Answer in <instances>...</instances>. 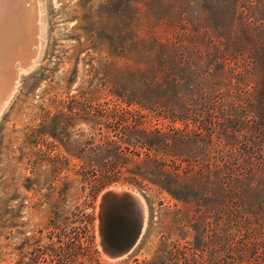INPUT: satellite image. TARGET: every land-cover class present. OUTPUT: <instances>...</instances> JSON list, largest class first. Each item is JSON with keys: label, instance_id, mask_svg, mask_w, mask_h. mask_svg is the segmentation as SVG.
<instances>
[{"label": "rangeland", "instance_id": "1", "mask_svg": "<svg viewBox=\"0 0 264 264\" xmlns=\"http://www.w3.org/2000/svg\"><path fill=\"white\" fill-rule=\"evenodd\" d=\"M20 2L11 3L15 15L10 9L3 21L15 24L0 29L4 34L11 27L12 36L0 38L1 101L17 78L0 112V264H219L220 240L204 194L190 196L185 208L166 194L124 182V169L116 171L117 180L99 185L97 170L102 160L117 157L107 142L122 126L136 121L146 132L163 133L186 127L166 108L122 103L128 85L140 91L135 79L141 67L152 75V65L189 59L205 71V88L230 85L245 98L253 78L239 79L250 56L237 18L264 19V0H31L29 11ZM33 13L37 35L31 41ZM223 34L230 35L226 55ZM249 36L263 40L264 28ZM18 54L25 59L15 61L13 78ZM153 92L168 95L142 90L146 99ZM197 127L204 124L189 125ZM206 146L189 149L207 157ZM114 188L139 194L147 215L132 251L109 260L100 246L98 202Z\"/></svg>", "mask_w": 264, "mask_h": 264}, {"label": "trees", "instance_id": "2", "mask_svg": "<svg viewBox=\"0 0 264 264\" xmlns=\"http://www.w3.org/2000/svg\"><path fill=\"white\" fill-rule=\"evenodd\" d=\"M257 5L261 3L249 4L247 11ZM237 19L241 21V38L248 39L243 51L250 56V62L238 71L239 79L247 75L253 78L245 98H238L230 85L224 84L218 85L213 95L216 90L203 85L205 71L193 67L189 59L183 65L175 57L172 64L152 65V75H147L148 67H141L139 79L133 78L135 72L129 65V77L140 85V91L128 85L120 96L122 103L166 108L186 127L163 133L146 132L136 121L122 126L116 139L107 142V150L117 157L101 161L97 182L109 183L118 177L117 170L124 169V182L141 191L166 194L185 208L190 205V196L199 199L204 194L210 225L220 240L219 264H264V38L251 41L249 36L264 28V19ZM221 37L226 55L230 35ZM229 72L235 70L230 68ZM144 87L168 95L153 92L146 99ZM190 124L204 127L193 131ZM202 144L207 145V157L194 156L189 148ZM86 263L83 259L78 262Z\"/></svg>", "mask_w": 264, "mask_h": 264}, {"label": "water", "instance_id": "3", "mask_svg": "<svg viewBox=\"0 0 264 264\" xmlns=\"http://www.w3.org/2000/svg\"><path fill=\"white\" fill-rule=\"evenodd\" d=\"M146 215L145 201L135 192L114 188L101 193L98 234L101 250L109 260L121 259L132 251L143 233Z\"/></svg>", "mask_w": 264, "mask_h": 264}, {"label": "bare ground", "instance_id": "4", "mask_svg": "<svg viewBox=\"0 0 264 264\" xmlns=\"http://www.w3.org/2000/svg\"><path fill=\"white\" fill-rule=\"evenodd\" d=\"M13 1V2H12ZM14 2H15V0H1V2H0V29H2V26L1 25H4V26H9V25H14L15 23L13 22V21H11V23H9V21H6L4 24H3V21L5 20V18H8L9 19V15H10V9H9V7H10V5H13L14 4ZM18 2V1H17ZM23 2L24 3H22V0H21V2H20V4H24V7H25V9L24 10H30V7H29V5H30V2H31V0H23ZM11 3H13V4H11ZM32 3H34V0H32ZM18 4H16V6H17ZM15 6V7H16ZM18 7V6H17ZM12 11V14L13 15H15L14 13H15V11H14V8L13 9H11ZM27 11V12H28ZM29 14V13H28ZM34 15L33 16H31V18L33 19V21H32V24H31V26H33V29H32V31L30 32V38H31V36L32 37H34V35H35V32H34V21H35V19H36V16H35V13H33ZM21 23V22H20ZM22 26H23V24H22ZM13 27V26H12ZM20 28H21V26H20ZM23 28V27H22ZM22 28H21V30H22ZM10 29H11V27L9 28V29H7V30H4L3 29V31H4V34L3 33H1L0 34V38H3V39H5L6 40V38L8 37V39H7V41L9 40V39H11L12 38V36H9V35H7L8 34V32L10 31ZM21 33H24L23 31H21ZM19 35V34H18ZM21 35V34H20ZM22 37H24V36H22ZM19 39H20V37H18ZM17 38V40L19 41V39ZM23 40V39H22ZM31 41H32V38H31ZM1 42H4V41H1ZM36 42V41H35ZM35 42H33V43H35ZM0 45L3 47V45L0 43ZM9 46V45H8ZM37 46H38V42H37ZM31 47H32V45H31ZM31 47H30V51H31ZM6 49H7V47H6ZM8 50V49H7ZM0 51H2L1 49H0ZM3 53V55L5 56V54H4V50L2 51ZM32 52V51H31ZM33 53V52H32ZM7 54V53H6ZM8 55V54H7ZM29 55H31V54H29ZM16 58H15V60H13L12 61V63H13V66H12V76H13V78H15L14 77V73H15V69H14V63H15V61L16 60H23L22 58H24V57H22V55H20V54H18V55H16L15 56ZM27 58H29V60H31L32 58H30V56H26ZM4 59V58H3ZM25 59V58H24ZM9 68V67H8ZM3 69V68H2ZM10 70V69H9ZM5 71V70H4ZM3 72V71H2ZM0 74H2L1 73V71H0ZM1 76V75H0ZM17 76V75H16ZM2 77H3V75H2ZM4 78V77H3ZM6 79V78H5ZM17 79V78H16ZM16 79H14V82H15V80ZM3 80V79H2ZM5 81V80H4ZM6 81H8V80H6ZM5 81V82H6ZM2 82V81H1ZM14 82L12 83V85H9L8 87H10L11 86V88L9 89V92L6 94V96L4 97V99L1 101L0 100V102H1V104H0V112H1V109H2V107L3 106H5L4 105V102L6 101V99L8 98V96L10 95V93H11V91H12V89H13V86L14 85H16V84H14ZM1 84H3V83H1ZM6 84V83H5ZM4 84V85H5ZM5 86H7V85H5ZM15 87V86H14ZM0 89H2V88H0ZM6 89V88H5ZM3 90V89H2ZM8 90V89H7ZM5 93V92H4ZM3 94V93H2ZM1 97H2V95H1Z\"/></svg>", "mask_w": 264, "mask_h": 264}]
</instances>
